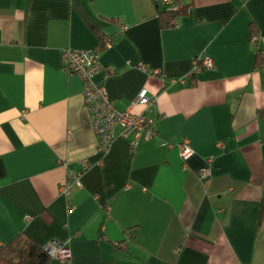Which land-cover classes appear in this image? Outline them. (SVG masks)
I'll return each mask as SVG.
<instances>
[{
    "label": "crops",
    "instance_id": "1",
    "mask_svg": "<svg viewBox=\"0 0 264 264\" xmlns=\"http://www.w3.org/2000/svg\"><path fill=\"white\" fill-rule=\"evenodd\" d=\"M179 1L164 26L155 0H0V244L70 246L50 264H264V0ZM107 36L97 78L156 134L134 146L117 125L104 152L63 53ZM143 87L155 103L134 102Z\"/></svg>",
    "mask_w": 264,
    "mask_h": 264
},
{
    "label": "built area",
    "instance_id": "2",
    "mask_svg": "<svg viewBox=\"0 0 264 264\" xmlns=\"http://www.w3.org/2000/svg\"><path fill=\"white\" fill-rule=\"evenodd\" d=\"M161 3L169 4L171 10H179L182 4L179 0H157ZM177 16L171 18L172 24L177 23ZM256 38V35H254ZM114 38L107 36L103 44L97 45L90 49H80L68 47L64 50L63 60L64 68L67 72L77 73L83 79V95L86 107L89 111L92 123L98 134V148L107 152L114 139L116 138L115 128L121 126L120 134L123 136L134 135L132 144L135 146L141 137L150 138L156 134L154 128V118L146 115L144 112H134L131 108L124 110L114 106L106 84L102 79L97 78V74L104 68L100 60V52L103 48L112 46ZM208 68L214 67V59L205 55L196 57L194 60L193 71L201 66ZM192 71V72H193ZM143 103H155L156 97H150L147 89L143 87L137 98L134 100ZM163 144L173 146V143L163 141ZM179 152L184 161L188 160L195 152L194 147L188 139L178 143ZM84 167L89 165L87 159H82ZM83 170L69 171L60 185V191L69 195L72 191L82 185L81 177ZM209 174V169L203 167L200 170V177L205 178ZM44 248L52 257L61 260H68L71 255V248L65 242L59 239H51L44 244Z\"/></svg>",
    "mask_w": 264,
    "mask_h": 264
},
{
    "label": "trees",
    "instance_id": "3",
    "mask_svg": "<svg viewBox=\"0 0 264 264\" xmlns=\"http://www.w3.org/2000/svg\"><path fill=\"white\" fill-rule=\"evenodd\" d=\"M155 1L164 26L173 25L171 18L185 11V6L183 5L179 10H171L169 8H160V3L157 0ZM252 25V33H255L257 29L254 24ZM263 64L264 56L261 48H258L255 67H262ZM258 114L264 118V107L258 109ZM135 232L131 231L129 233L131 238H134ZM51 258L52 256L44 248V245L39 244L25 231L20 232L10 241L0 244V264H50Z\"/></svg>",
    "mask_w": 264,
    "mask_h": 264
}]
</instances>
